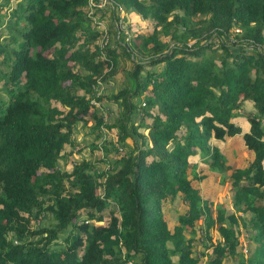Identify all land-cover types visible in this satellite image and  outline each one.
Returning a JSON list of instances; mask_svg holds the SVG:
<instances>
[{"label": "trees", "instance_id": "16d2710c", "mask_svg": "<svg viewBox=\"0 0 264 264\" xmlns=\"http://www.w3.org/2000/svg\"><path fill=\"white\" fill-rule=\"evenodd\" d=\"M88 1L0 0V264H200L184 235L197 221L219 237L202 246L206 264L235 254L237 226L253 242L237 264H264V0H110L111 17L120 8L152 25L104 46ZM123 58L124 84L96 95ZM107 101L119 108L108 124ZM76 123L114 128L109 169L84 158L59 169L78 151ZM234 135L251 153L243 168L210 144ZM196 155L228 172L230 212L192 185ZM176 196L186 208L169 229L160 202ZM43 215L49 224L31 228Z\"/></svg>", "mask_w": 264, "mask_h": 264}, {"label": "rangeland", "instance_id": "374dc122", "mask_svg": "<svg viewBox=\"0 0 264 264\" xmlns=\"http://www.w3.org/2000/svg\"><path fill=\"white\" fill-rule=\"evenodd\" d=\"M102 10L105 11L103 12L104 16H102L101 13V18L103 19L104 25L110 30V33H108V35L112 45L113 43H115V37L117 38L116 35H118L119 30L123 31L125 34H130L131 27H133L135 30H141L143 32H149L151 29V20H139L133 15H125L122 10H119L118 13L116 12V17H111L110 10H108L107 5H105ZM123 19L125 21H123ZM114 31L116 32V35L114 34ZM118 67H120L121 69V71H119L118 73L112 76H108V78L104 80L98 79L100 81L98 87L99 93L106 98H109L112 93L121 88V84H124L125 81L126 71L131 70L132 68L125 58L120 60ZM100 104V110L106 124L111 123L114 121V119L118 118L119 108L116 104L110 101L102 102ZM95 105L98 106L97 103ZM250 109V103L245 102L242 110L250 111ZM136 121L137 119H134V122ZM145 121L149 122V119L147 118ZM235 121L239 124V126H241L242 129H247V123L243 121V119L235 118ZM87 124L82 125L81 123H76L73 126L72 135L73 139L77 143L76 150L78 151H76L72 155V159L66 158L64 161L58 160L57 165L59 169L64 170L68 166H70L71 160H73V158L75 160H81L82 158H84L90 161L98 172H103L110 168L109 161L114 158L116 152L110 150L109 153L105 154L103 152V145L106 144V148L111 147L112 142L115 139L114 128L103 127L100 130V133L96 136L90 133ZM139 132H142V130L139 129ZM115 144L118 145V143L116 142ZM210 144L218 149L224 159V165L243 168L249 163L251 159V153L244 147L239 136L234 135L222 141L213 140L210 142ZM124 145L125 148H117V151L121 154H124L126 152V147H131V139H126L124 141ZM192 160L195 161L198 165V178L192 180V185L199 190L201 198L209 200V202H211L212 208L214 209H217L219 207L225 210V212H230L232 193L230 190V181L227 177L228 172L226 171L224 173H219L216 170L210 169L207 164L203 163L200 160L198 155L192 157ZM160 208L167 222V227L171 229L173 224L177 223L176 217L178 213L183 212L186 208V205H184L179 196H176L174 199L162 200L160 202ZM237 214H239L244 219L248 218V214L245 212H238ZM199 223V221L195 223L196 231H187L184 235L186 236V238H189L191 240L192 248L195 250V252L199 251V254L197 255L200 264H206L207 254L211 253V247L202 246H204L205 244L207 245L209 241L212 244L216 243L219 237L214 228L210 229L209 239L208 237L203 236V234H201V230L197 228ZM48 224V215H43L41 220H37L36 222L34 220H31L30 227L37 228L41 225L46 226ZM237 227L239 230V233L237 234L239 243L235 250V254L233 256L225 257L222 260L221 264H237V261L240 258L248 256V254H250L253 249L251 232H249L245 227ZM61 237L62 235H60L59 238ZM58 241H61V239H59Z\"/></svg>", "mask_w": 264, "mask_h": 264}, {"label": "built area", "instance_id": "2783aa9c", "mask_svg": "<svg viewBox=\"0 0 264 264\" xmlns=\"http://www.w3.org/2000/svg\"><path fill=\"white\" fill-rule=\"evenodd\" d=\"M110 0H89L88 1V11L87 16L91 19L92 23L96 26L97 29L101 30L102 32V38H101V46H104L108 42V33H107V27L104 25L103 19L101 18V13L103 15V7L105 5H109ZM121 11V9L119 8ZM99 94V91H96V95ZM92 103L96 104L97 102L92 101ZM98 104V103H97ZM141 105L143 103L141 102Z\"/></svg>", "mask_w": 264, "mask_h": 264}, {"label": "crops", "instance_id": "0c3cea01", "mask_svg": "<svg viewBox=\"0 0 264 264\" xmlns=\"http://www.w3.org/2000/svg\"><path fill=\"white\" fill-rule=\"evenodd\" d=\"M130 16H132V14H130ZM134 16V15H133ZM135 17V16H134Z\"/></svg>", "mask_w": 264, "mask_h": 264}]
</instances>
